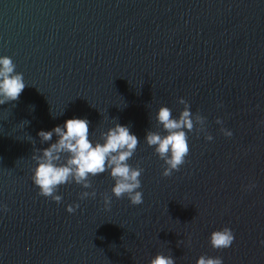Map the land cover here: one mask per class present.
I'll list each match as a JSON object with an SVG mask.
<instances>
[{
  "label": "water",
  "instance_id": "water-1",
  "mask_svg": "<svg viewBox=\"0 0 264 264\" xmlns=\"http://www.w3.org/2000/svg\"><path fill=\"white\" fill-rule=\"evenodd\" d=\"M0 56L26 84L0 105V264H264V0H0ZM180 98L213 140L188 133L186 162L164 177L144 137ZM74 117L95 141L116 122L137 136L142 204L112 196L107 171L90 189L59 186L60 203L37 194L33 150L56 140L37 133ZM223 227L234 242L213 249Z\"/></svg>",
  "mask_w": 264,
  "mask_h": 264
},
{
  "label": "clouds",
  "instance_id": "clouds-1",
  "mask_svg": "<svg viewBox=\"0 0 264 264\" xmlns=\"http://www.w3.org/2000/svg\"><path fill=\"white\" fill-rule=\"evenodd\" d=\"M15 69L16 65L10 57L0 56V105L18 101L26 87L23 74ZM177 102L183 105L177 117L174 118L171 109L165 106L159 107L155 113L156 124L163 130V134L148 130L144 137L145 143L153 147L154 153L163 161L161 175L164 177L179 171L186 162L189 154L188 133L204 132L205 140H213L212 135L206 132V118L199 113L193 114L189 110L190 105L183 98ZM215 122L222 124L219 118ZM89 124L86 118L74 117L50 131H38L41 144L51 142L54 135L56 140L49 143L47 148L33 150L31 159L35 161V167L31 170V180L39 189L37 194L60 203L62 197L56 194L59 186L75 183L84 189H90L91 178L107 171L114 181L112 196L116 199L126 197L133 206L142 204L143 193L139 189L142 187L140 177L144 169L139 164L133 167L128 163L136 152L139 139L130 132L129 126L116 122L102 131L99 141H95L90 139ZM220 131L225 137L232 135L230 130L223 127ZM95 196V190L78 194L81 200ZM112 196L103 195L106 210L111 204ZM0 208L7 211L6 205ZM77 208L78 204H71L65 210L71 214ZM234 239L233 231L229 227H223L210 233L209 244L213 249L223 250L231 247ZM261 243L264 244V241ZM149 264H175V260L171 255L157 253ZM196 264H223V259L219 256L201 255Z\"/></svg>",
  "mask_w": 264,
  "mask_h": 264
}]
</instances>
